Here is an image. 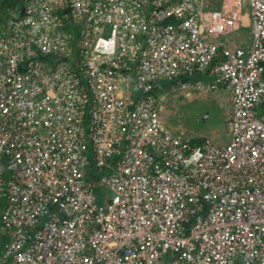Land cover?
I'll return each mask as SVG.
<instances>
[{
	"label": "built area",
	"instance_id": "obj_1",
	"mask_svg": "<svg viewBox=\"0 0 264 264\" xmlns=\"http://www.w3.org/2000/svg\"><path fill=\"white\" fill-rule=\"evenodd\" d=\"M12 2L0 264H264V0ZM164 85L229 95L228 140L164 125Z\"/></svg>",
	"mask_w": 264,
	"mask_h": 264
},
{
	"label": "rangeland",
	"instance_id": "obj_2",
	"mask_svg": "<svg viewBox=\"0 0 264 264\" xmlns=\"http://www.w3.org/2000/svg\"><path fill=\"white\" fill-rule=\"evenodd\" d=\"M13 0L0 3V28L4 21L14 13ZM11 14V15H9ZM249 29L242 28L235 35L239 43L250 42ZM158 104L160 118L164 125L177 134L195 138L206 137L223 143L228 140V123L231 113L230 98L227 94L201 93L193 89L182 90L177 86L164 85L159 92ZM208 118L202 121L203 115Z\"/></svg>",
	"mask_w": 264,
	"mask_h": 264
},
{
	"label": "trees",
	"instance_id": "obj_3",
	"mask_svg": "<svg viewBox=\"0 0 264 264\" xmlns=\"http://www.w3.org/2000/svg\"><path fill=\"white\" fill-rule=\"evenodd\" d=\"M2 2V0H0V3ZM198 141V140H197Z\"/></svg>",
	"mask_w": 264,
	"mask_h": 264
}]
</instances>
